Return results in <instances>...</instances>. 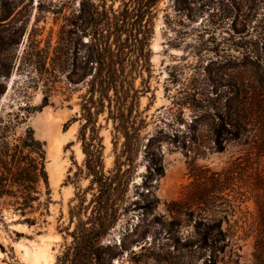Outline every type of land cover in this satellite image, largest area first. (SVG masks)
I'll list each match as a JSON object with an SVG mask.
<instances>
[{
	"label": "rangeland",
	"instance_id": "374dc122",
	"mask_svg": "<svg viewBox=\"0 0 264 264\" xmlns=\"http://www.w3.org/2000/svg\"><path fill=\"white\" fill-rule=\"evenodd\" d=\"M189 1V18L175 12L172 0L155 5L151 65L135 75L137 97L125 110L123 129H115L118 122L105 109L94 131L84 130L87 139L97 136L87 147L99 154L94 167L115 187L112 198L122 212L103 241L133 245L135 236L123 232L140 217L134 205L155 198L138 233L162 235V224L172 220L173 233L188 240L195 222L215 223L224 235L216 264H264V51L257 60L244 47L264 39V0ZM93 2L0 0V71H7L0 114L12 119L17 134L31 126L44 143L49 183V195L40 199L48 198L47 206L35 205L32 213L36 224L19 223L18 214L3 209L0 264H55L72 239L76 215L91 209L97 183L81 139L87 81H74L81 74L76 64L87 61L82 42L91 33ZM226 6L234 10L229 19ZM246 27L249 33L236 32ZM43 100L48 104L41 108ZM179 260L204 264L200 257ZM113 264L134 263L125 252Z\"/></svg>",
	"mask_w": 264,
	"mask_h": 264
},
{
	"label": "trees",
	"instance_id": "16d2710c",
	"mask_svg": "<svg viewBox=\"0 0 264 264\" xmlns=\"http://www.w3.org/2000/svg\"><path fill=\"white\" fill-rule=\"evenodd\" d=\"M96 1L92 4L88 18L91 24L89 39L81 41L88 46L87 61L76 64L81 74L74 82L87 81L82 102L85 123L81 139L87 156V169L93 175L92 182L97 183V190L93 194L89 213H85L84 217L76 215L77 221L69 232L72 239L65 244L55 264H113L115 258L122 257L125 252L134 264H149V261L153 264H184L179 260V257L184 256L200 257L204 264H216L219 253L224 250V235L221 227L215 223L195 222L194 235L188 240H182L177 233H173L172 220L167 225L162 224L166 227L162 235L154 236L145 228L138 233V226L145 222V216L152 210L155 198L143 206L134 205L141 209L140 217L123 232L124 237L135 236L132 238L133 245L127 248L123 239L118 244L103 241L122 212L120 204L112 198L115 187L108 180H103L101 171L94 167L99 154L89 152L87 147L94 146L92 142L97 136L91 134L87 139L84 130L91 125L93 132L98 114L105 109L109 117L118 122L115 129H123L125 110L133 106L137 97L135 75L141 74L143 70L149 71L151 65L150 43L154 33L155 5L159 0H120L118 8L113 7L112 0L108 7L107 0ZM172 6L176 13L182 12L187 18L192 15L189 0H172ZM223 10L230 13L234 11L231 8L229 10L228 6ZM232 15L226 13L224 17L229 19ZM247 27L236 32L249 33ZM259 37L250 39L249 46L244 42L245 55L257 60L262 57L261 51H264V39L261 41ZM235 45L240 46L238 43ZM226 51L224 48L223 52ZM59 52L66 54L64 48H60ZM135 53L136 59L131 60ZM226 56L231 57L230 54ZM89 61L92 62L90 65L87 63ZM62 67L65 68L64 63ZM2 76H7V71H0V79ZM47 104L43 100L41 108ZM14 126L11 118L5 120L0 114V216H3L4 208L11 209L22 217L17 220L19 223L31 226L36 224V217L32 215L35 205H43L45 208L49 201L48 198H45L46 202L40 200L43 194L49 195L46 150L44 143L34 136L31 126H26L20 134L16 133ZM124 133L126 143L129 136L127 132ZM221 135V129L217 128L215 145L218 150L223 149ZM152 138H148L145 147ZM39 214L44 213L40 211ZM118 247L120 251L116 250Z\"/></svg>",
	"mask_w": 264,
	"mask_h": 264
}]
</instances>
